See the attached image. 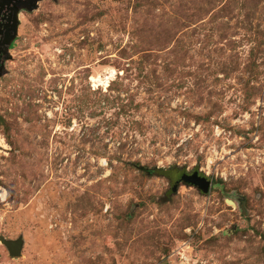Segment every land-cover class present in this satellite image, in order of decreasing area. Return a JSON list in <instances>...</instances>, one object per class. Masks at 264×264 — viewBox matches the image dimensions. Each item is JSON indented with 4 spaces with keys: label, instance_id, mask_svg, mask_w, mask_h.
Wrapping results in <instances>:
<instances>
[{
    "label": "rangeland",
    "instance_id": "374dc122",
    "mask_svg": "<svg viewBox=\"0 0 264 264\" xmlns=\"http://www.w3.org/2000/svg\"><path fill=\"white\" fill-rule=\"evenodd\" d=\"M8 53L0 264H264V0H39Z\"/></svg>",
    "mask_w": 264,
    "mask_h": 264
},
{
    "label": "flooded vegetation",
    "instance_id": "af4514ba",
    "mask_svg": "<svg viewBox=\"0 0 264 264\" xmlns=\"http://www.w3.org/2000/svg\"><path fill=\"white\" fill-rule=\"evenodd\" d=\"M0 4V72L5 71V61L10 58L8 50L11 46V37L14 34L13 26L15 21V10L19 25V15L22 11L34 4V0H2ZM17 25V28H18ZM202 176V175H201Z\"/></svg>",
    "mask_w": 264,
    "mask_h": 264
},
{
    "label": "water",
    "instance_id": "95a60500",
    "mask_svg": "<svg viewBox=\"0 0 264 264\" xmlns=\"http://www.w3.org/2000/svg\"><path fill=\"white\" fill-rule=\"evenodd\" d=\"M1 1L2 0H0V4L2 3ZM38 1L39 0H34V4L28 7L27 11H32L33 9L37 8ZM18 10L19 8L15 10V21H14V26H13L14 34L12 35L11 40H13L16 37V31H17V25H18V21L16 20V18H17ZM2 74H3V71L0 72V76ZM181 182H185L189 185L196 186L204 194L209 192V189L211 186L210 180L207 179V177L205 176H201L199 172L197 171L193 172L192 174H182L176 184L181 183ZM175 189H176V185H174L173 191H175ZM0 241L2 244H4L7 247L12 257H16L21 254V249L23 246L22 239L6 240L5 238L0 237Z\"/></svg>",
    "mask_w": 264,
    "mask_h": 264
}]
</instances>
